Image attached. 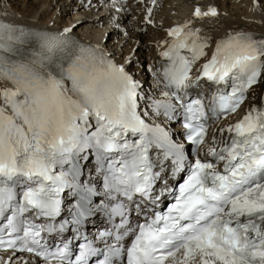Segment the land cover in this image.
I'll return each mask as SVG.
<instances>
[{"label": "bare ground", "instance_id": "obj_1", "mask_svg": "<svg viewBox=\"0 0 264 264\" xmlns=\"http://www.w3.org/2000/svg\"><path fill=\"white\" fill-rule=\"evenodd\" d=\"M54 1L40 0L35 5V12L30 11V13L24 14L17 13L16 9L10 7L8 2L0 0V13L4 14L5 22L10 23L9 30L14 33L29 36L41 28L47 27L81 34L92 44L106 49L111 59L126 65L127 69L139 78L140 83L148 75L147 69H142L143 64L139 61L143 53L148 50L149 65H152L150 66L152 67L151 72L158 76L164 68V63L160 60V53L165 42L174 38L171 33L176 28L181 27L182 32L188 30L190 34L198 36L196 54L199 59H209L213 52L228 40L241 39L251 45H264V0H132L126 6H120L115 11H109V9L99 11L101 9L100 7L98 9L99 3L96 4L98 0H76L73 5L67 6L68 8L64 11L65 16L71 10L74 12V18L83 15L86 16L85 18L96 17L95 15H102V13H105V17L103 14L97 21L92 18L83 20L73 26V30L68 26V23L65 24L66 28L59 27L60 22L65 20L62 13L61 16L58 15L54 19L55 21L52 20L55 17L53 13L51 16L48 15L51 12L50 4ZM39 11L41 13L38 15ZM108 12H112V14H108ZM69 21L71 24L74 23L71 18ZM113 28L115 31L119 28L123 31L122 40L133 35L134 42L139 37H145L148 40L146 42L151 44L149 43L146 49L141 48L135 56L133 54L132 58L129 56L132 54L135 44L125 54V57L112 55L110 53H115L116 49L119 50V53L122 51L120 46L122 40L116 41V35L109 34L107 40H104L106 32ZM144 30L147 33L146 36L138 34V31ZM113 41H116V44L111 46ZM26 48L31 50L30 45H27ZM18 62L22 61L18 60ZM262 74L259 85L251 89L250 99L244 105L245 110H249L253 104L259 105L261 102L264 93V68ZM19 91L20 89L14 81L0 76V107L6 109L16 106L15 112L22 120L28 109L25 105H21L24 98L20 100L17 95ZM61 91L64 95L69 96L67 89H61ZM260 193L263 197L260 196L261 212L257 216L260 217L258 220H263L262 228L258 233L264 235V190H261Z\"/></svg>", "mask_w": 264, "mask_h": 264}, {"label": "rangeland", "instance_id": "obj_2", "mask_svg": "<svg viewBox=\"0 0 264 264\" xmlns=\"http://www.w3.org/2000/svg\"><path fill=\"white\" fill-rule=\"evenodd\" d=\"M6 2H8L9 3V5H10V7H12L13 9H16L15 11L18 13H24V14H28V13H30V11H32V12H35V5H37L38 3H39V1L40 0H5ZM76 1V0H75ZM34 2V3H33ZM74 1H72V0H55L54 1V3H51L50 4V13L48 14V15H50L51 16V13H53L54 14V18L52 19V20H54L55 18H57V16L59 15V16H61L60 14L62 13V16H64V21L63 22H60V25H59V27L61 26L62 28H66V26H65V24H67L68 23V26H70L71 27V29L73 30V26H76L79 22H82L83 20H88V19H96V21L97 20H99V18H101V16H103V14H104V16L103 17H105V13H102V15L98 12V14H100V15H95L96 17H90V18H85L86 16H82V17H75L74 18V16H73V14H74V12L73 11H71V10H69V9H67V10H69L68 11V14H67V16H65L64 15V11H65V9L66 8H68L67 6L68 5H73L74 3H73ZM66 3V4H65ZM32 4H34V5H32ZM33 6V7H32ZM100 7V6H99ZM226 8V7H225ZM66 10V11H67ZM82 10L80 9V12H81ZM99 11H101V10H99ZM227 11V10H226ZM41 13V11H39V13H38V15ZM47 15V16H48ZM107 16H109V15H107ZM73 19L74 20V23H70V21H69V19ZM55 21V20H54ZM53 21V22H54ZM69 21V22H68ZM65 26V27H64ZM76 31H78V30H76ZM79 32V31H78ZM123 31L122 30H120V28L117 30L116 29V31L114 30V28L113 29H110V30H108L107 32H106V36H105V39L104 40H107V37L109 36V34H112V35H116L117 36V39H116V41H118V40H122V35H123V33H122ZM138 34L139 35H142V34H144L145 36L147 35V33H146V31L144 30V31H138ZM132 37H133V35L131 36V37H128V38H125V39H123L122 40V43L120 44V46H121V52L119 53V50L118 49H116V51H115V53H110V54H112V55H117L118 57L119 56H121V58L122 57H125V54L129 51V49H131L132 48V45L133 44H135V46H134V49H133V51H132V54L129 56V58L131 57L132 58V56H133V54H134V56L136 55V53H138V51L141 49V48H144V49H146L147 47H148V45H149V43L150 42H146V41H148L147 39H145V37L144 38H141V37H139L135 42L132 40ZM116 41H113L112 42V45L111 46H113L114 44H116ZM132 41H133V43H132ZM131 42V43H130ZM151 44V43H150ZM130 45V46H129ZM114 48V47H113ZM120 54V55H119ZM132 60V59H131ZM137 60H138V57H137ZM150 59H149V54H148V50H146V52H144L143 53V56H142V58L139 60L140 61V63H142L143 65H142V69L143 68H146L147 69V71H148V65L150 64V61H149ZM129 62H130V59L128 60ZM145 82H149V84H148V87L146 88V91L148 92V91H150L151 89H153V86L151 85V81H150V78L148 79V77H146L145 78ZM152 86V87H151ZM150 87V88H149ZM152 91V90H151ZM150 93V92H149Z\"/></svg>", "mask_w": 264, "mask_h": 264}]
</instances>
